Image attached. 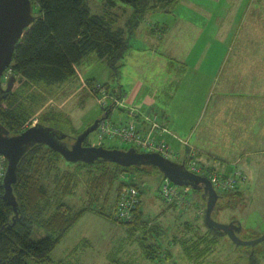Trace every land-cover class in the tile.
Returning <instances> with one entry per match:
<instances>
[{"label":"rangeland","instance_id":"1","mask_svg":"<svg viewBox=\"0 0 264 264\" xmlns=\"http://www.w3.org/2000/svg\"><path fill=\"white\" fill-rule=\"evenodd\" d=\"M193 1L183 0L178 4L176 3L177 5L175 4V7L173 6L171 9L173 10L171 16L166 17L170 24L172 21L174 23L180 21L184 24L181 33H187L185 36L180 35V28L176 26L175 30H172L163 41L158 40L159 47L154 49L157 40L153 41L155 44L152 46L150 35L146 33L149 32L151 21L154 20V18H150V13L142 20L138 29L127 33L130 46L121 62L119 71H116L118 74H114L105 62L99 61L96 54L91 53L78 67L77 75L71 81L52 86L32 85L30 93L39 94L41 101L38 102V109L35 114L28 120V128L40 123L42 117L48 114L43 123L45 126L61 130L75 139L94 124L98 118H101L105 114V109H110V107H114V109L108 120L113 123L129 122V113L134 110H143L147 114L151 112L152 107H155L157 112H160V109L167 110L169 108V111L171 110L173 113H170L172 122L175 119L181 121L186 115H188L189 120L195 117V122L193 120L195 130L193 132L196 139L199 138L200 143L203 142L206 145L207 148L205 149L209 150L215 157L217 156L218 159L228 160L232 154V145L227 150L226 138L213 127L215 120L222 124L224 118L213 117V113L217 102L223 99V95L224 98L226 97V87L230 86L228 84V79H230L228 77L229 64L225 60L226 51L222 52L219 49L217 54L210 53L208 55L204 49L215 44H219L220 48L221 45L225 48L226 45H229L228 37L226 31H218L219 35L223 37L218 38L217 43L214 36L219 25H208L207 13H214L213 7L207 8L205 6L201 15L199 9L195 11L194 7L190 6ZM202 1L199 0V2ZM212 1H229L231 3L233 0ZM88 3L93 14H110L114 17L117 20L115 28H126L133 15L132 6L119 1H116L114 5L109 4L108 0H88ZM256 6L257 3L254 8ZM228 8L232 11L228 15H232L233 18L235 16L236 19H243L244 15L242 16L241 11L233 9L234 7L229 4L223 6L222 9L221 7L216 8V10L219 9L221 18L231 19V17L226 16ZM200 15L201 17H199ZM247 21L248 19H246V23ZM195 23H197V28L202 30V35L197 41L194 40L193 34ZM172 26L174 25L172 24ZM169 35L174 36L177 46H182L180 54L167 50L166 45L173 40L168 37ZM156 37L158 38L157 35ZM207 58H209L208 62ZM179 60H183L184 63L181 64ZM234 74L239 73L234 71ZM9 75L11 77L10 73ZM89 80H92V83L89 84ZM7 81L6 79L3 80L5 88ZM105 83H108V88ZM172 95L173 98L170 97ZM173 99L176 101L171 107L169 104ZM185 129L188 130L189 127ZM71 138L69 143H73ZM88 140L91 146H103L107 149L130 150L133 148L131 144L118 138L101 136L98 130L92 133ZM224 148L226 151L222 152ZM137 151L145 152L143 149ZM261 152L263 151L253 153L262 156ZM197 154L191 149L187 158L194 161L197 167L214 172L220 170L215 160H206L209 162L206 163ZM172 161L180 163L182 159ZM71 165L63 161L60 164L64 170ZM187 166L189 165L187 164ZM153 169L147 167L145 171L137 175L136 182L139 184L143 195H140L138 188H135L139 192L140 203L142 202L146 219L152 220L150 222L153 224L162 225V233L165 237L163 241L160 239L159 243L162 248H169L167 242L173 241L176 236L181 240L189 241L190 245H193L194 242L197 243L200 239L199 236L207 231V227H205L207 202L204 200L203 194L190 188L187 200L191 204L179 203V207L169 210L167 207L169 201L162 194L165 184L164 177L160 172ZM82 170L78 169L77 172ZM241 175L246 179L245 175ZM48 176L45 173L43 182L53 189L55 187L52 182L54 175ZM247 178L248 180L245 182L240 181L238 186L236 185L241 188V193H237L238 191H234V189L222 194L220 190L216 189L220 199L217 203L214 219L222 224L240 222L243 229L238 236L249 241L264 235V175L250 176V178L248 176ZM87 179L83 172L79 174V187L76 194L67 197L66 203L76 208L86 206L97 208L95 204L90 202L91 197L87 195V189L89 190ZM173 186L178 190L185 189L174 184ZM131 187L133 186L124 187L123 192ZM101 189L104 190L98 203L105 202L109 212L114 214L118 199L121 198L119 196L120 188L110 186V188ZM185 221L193 224L192 227L195 225L196 228L200 229L199 233H191L189 229L185 231ZM33 235L35 240H39L45 237L47 233L41 228H36ZM148 235L150 236L147 233L146 236ZM143 236V231L138 232L129 241L126 226L89 211L58 245L52 253V257L55 261L62 260L67 258L74 249L80 247L81 249L72 259L73 264H110L109 256L112 252H119V258L122 260H133L131 264H193L184 255L182 246L178 245L176 240L174 241L175 245L170 249L173 255L171 260L153 262L146 259L141 247ZM86 242L88 245L85 244ZM262 244L256 246L257 253L263 250ZM252 250L253 247L251 246L238 248L230 237L222 236L208 257H195V259L198 264H248Z\"/></svg>","mask_w":264,"mask_h":264},{"label":"trees","instance_id":"2","mask_svg":"<svg viewBox=\"0 0 264 264\" xmlns=\"http://www.w3.org/2000/svg\"><path fill=\"white\" fill-rule=\"evenodd\" d=\"M31 1L36 20L17 45L12 64L6 72L17 78L16 87L14 86L7 96L5 93H0L1 123L11 135H18L27 130L28 120L38 109L41 97L39 94L30 93L32 85L52 86L71 81L77 75L78 67L91 53H95L99 61L105 62L114 74H118L129 48L127 33L138 29L147 14L169 12L179 0H108L111 5L119 1L132 6L133 15L127 23V29L115 28L117 20L110 14H93L88 0ZM88 83H92V80ZM105 85L108 88V84ZM108 110L105 109V112ZM47 115L42 117L40 124L45 122ZM88 141L85 145H91ZM62 161L72 164L71 167H66L64 170L60 166ZM191 161L186 156L181 162L186 165ZM73 166L75 167L72 168ZM78 169L83 170L77 172ZM145 169H147L145 166L124 168L106 161H97L93 164L71 163L46 145L37 144L31 147L20 161L17 182L13 186L18 202V215L5 198L3 185H0V264H73L72 259L79 252L80 247L74 249L67 258L59 261L53 259L52 253L89 211L126 226L129 241L138 232L143 231L141 247L144 257L150 261L171 260L173 255L170 249L175 245L176 240L191 263L198 264L195 257H208L222 237L206 223L207 231L199 236L197 243L190 245L189 241L181 240L176 236V239L167 242L169 248H162L159 243L160 239L163 241L165 237L162 233V225L153 224L150 222L152 220L146 219L142 202L134 210L130 222H120L112 212H109L105 202L98 203L104 190L101 188L104 187L117 186L120 188L119 196H121L124 187L133 186L138 188L140 195H143L136 179L138 173ZM153 170L158 171L156 168ZM82 172L88 178L87 195L91 197L90 202L97 208L92 206L76 208L65 202L67 197L76 194L79 174ZM45 173L49 175L48 177L54 175L53 189L43 182ZM183 188L185 189H175L184 196L183 204H191L187 200L190 188ZM236 190L237 193L242 192L240 187L234 191ZM226 192L221 191L222 194ZM178 205L177 201H169L167 207L170 210L180 206ZM192 225L185 221L184 230L189 229L191 233H199L200 229ZM36 228L43 229L47 235L35 240L33 233ZM147 233L150 236H146ZM85 244L88 245L87 242ZM262 245L264 246V242ZM263 260L264 248L257 253L256 246L253 247L248 264H263ZM109 261L110 264H131L133 260H122L119 258V252H112Z\"/></svg>","mask_w":264,"mask_h":264},{"label":"crops","instance_id":"3","mask_svg":"<svg viewBox=\"0 0 264 264\" xmlns=\"http://www.w3.org/2000/svg\"><path fill=\"white\" fill-rule=\"evenodd\" d=\"M181 1L183 0L178 1L177 4ZM256 3L257 6L254 8ZM228 4L234 7L233 9L241 11L242 16L244 15L242 20L228 15L232 13L229 8L226 16L231 17V19L221 18V13L216 8L221 7L222 9L223 6ZM190 6L194 7L195 11L199 9L201 15L205 6L207 8L213 7L214 13H207L209 18L208 25H219L214 36L217 43L218 38L223 37L219 35L218 31H226L228 37L229 45H226L225 48L222 45L220 48L219 44H215L204 49L208 55L210 53L217 54L219 49L222 52L226 51L225 60L229 64L228 77L230 79H228V84L230 86L226 87L227 95L225 98L223 95V99L221 98L222 100L217 102L213 113V117L224 118V121L219 124V121L215 120L213 127L226 138L227 150L232 145L231 156L228 160L215 157L209 150L205 149L207 148L206 145L203 142L200 143L199 138L196 139V135L193 132L195 130L194 119L196 118L193 117L192 120H189L188 115H186L181 121L175 119L172 122L171 114L173 113L171 110L169 111V108L167 110L160 109V112H157L156 108L152 107L151 112L147 114L143 110H134L129 113V122L121 121V123L132 122L139 130L145 132L151 128V125L145 122L146 117L156 115L158 128L154 132L155 137L165 141L174 151L179 152L182 158H185L192 149L205 161L215 160L217 162L216 165L220 169L218 172L221 175L231 176L235 172H240L245 175V180H248V176L250 178V176L264 175V0H233L231 3L229 1L203 0L199 2V0H194L190 3ZM171 12L173 13V10L150 13V18H154V20L151 21V28L146 33L150 35L152 46L157 40V44L153 47L154 49L159 47L158 40L163 41L172 30H175L176 26L180 28L181 36L187 34L181 33L184 24L180 23L179 20L178 23L172 21L170 24L168 22L169 20L166 17L168 15L171 16ZM246 19H248L247 23ZM194 28V40L197 41L202 35V30L197 28V23H195ZM237 33L239 34L237 35ZM168 37L173 40L169 42V46L166 45L167 50L180 54L182 46L176 45L177 41H175L173 35ZM208 59H206L207 62L209 61ZM179 62L181 64L184 63L183 60H179ZM234 71L239 74H234ZM236 86L237 88H235ZM170 97L173 98L174 96ZM175 101L173 99L169 105L172 107ZM187 127H189L188 130L185 129ZM186 137L187 139H185ZM261 150L263 151L261 152L262 156L254 155L256 152L260 153ZM225 151L226 149L224 148L222 152ZM206 163L209 162L206 161Z\"/></svg>","mask_w":264,"mask_h":264},{"label":"water","instance_id":"4","mask_svg":"<svg viewBox=\"0 0 264 264\" xmlns=\"http://www.w3.org/2000/svg\"><path fill=\"white\" fill-rule=\"evenodd\" d=\"M35 20L31 0H0V93H5V96L13 90L17 78L11 76L6 82V88L3 79L12 64L17 45ZM113 109L114 107H110L101 118L79 134L71 146L63 142L70 138L69 135L54 127L38 123L18 135H11L0 119V154L8 162L7 174L2 185L5 189V198L14 207L16 215H18V202L13 186L17 182L18 166L28 150L40 144L52 148L71 163L93 164L97 161H106L124 168L143 166L156 168L164 179L172 184L192 188L203 194L207 202L205 223L209 228L219 232L222 236L230 237L237 247H255L264 242V235L249 241L241 239L238 236L243 229L240 222L218 223L214 219V213L220 199L219 193L207 177L191 172L185 163L171 161L159 153H142L135 148L120 150L85 145L89 136L98 130L99 125L108 120Z\"/></svg>","mask_w":264,"mask_h":264},{"label":"built area","instance_id":"5","mask_svg":"<svg viewBox=\"0 0 264 264\" xmlns=\"http://www.w3.org/2000/svg\"><path fill=\"white\" fill-rule=\"evenodd\" d=\"M10 78L9 73L5 75L4 79ZM104 103V102H103ZM157 116H147L145 122L151 125L149 131L142 132L134 123H113L109 120L101 123L98 127V132L101 136L118 138L123 142L129 143L135 149H143L147 153H159L169 160H177L182 158L179 152L174 151L165 141L159 140L155 137V130L158 128L156 123ZM187 165V164H186ZM188 170L191 172L207 177L214 185L215 189L220 191H230L236 189L240 181L245 182V178L241 173H235L231 176L221 175L218 172L206 170L202 167H197L194 161L188 163ZM8 170V162L6 158L0 154V185L4 183ZM168 180L162 189V194L168 201L183 202L184 196L180 195L178 191L171 185ZM237 185V186H236ZM187 192V189H186ZM114 213V217L120 222H130L133 219L134 210L140 205L139 192L135 187L124 191L121 196Z\"/></svg>","mask_w":264,"mask_h":264},{"label":"flooded vegetation","instance_id":"6","mask_svg":"<svg viewBox=\"0 0 264 264\" xmlns=\"http://www.w3.org/2000/svg\"><path fill=\"white\" fill-rule=\"evenodd\" d=\"M70 138H71V137H70ZM70 138H67V139H65V140L63 141V142H64L66 145H68V146H71V145L75 142V139H74V138H71V139L73 140V141L71 140L73 143H69ZM88 146H89V145H88Z\"/></svg>","mask_w":264,"mask_h":264}]
</instances>
